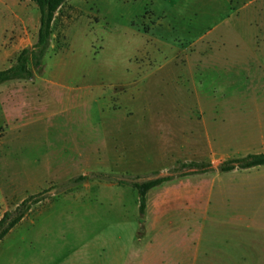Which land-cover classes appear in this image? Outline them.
Listing matches in <instances>:
<instances>
[{
	"label": "rangeland",
	"instance_id": "1",
	"mask_svg": "<svg viewBox=\"0 0 264 264\" xmlns=\"http://www.w3.org/2000/svg\"><path fill=\"white\" fill-rule=\"evenodd\" d=\"M3 3L0 71L39 25L34 3ZM29 68L0 86V218L40 201L0 264H264V166L217 171L264 153V0H68ZM99 174L177 178L140 214Z\"/></svg>",
	"mask_w": 264,
	"mask_h": 264
},
{
	"label": "trees",
	"instance_id": "2",
	"mask_svg": "<svg viewBox=\"0 0 264 264\" xmlns=\"http://www.w3.org/2000/svg\"><path fill=\"white\" fill-rule=\"evenodd\" d=\"M34 3L39 12V26L37 32V41L32 47H26L21 50L17 56L14 64L9 68L0 71V86L6 82L14 80H31L33 73L29 68L31 64L34 68H38L49 48L52 36V23L55 19L58 10L68 0H29ZM264 166V153L262 154H249L243 157L230 159L224 161L217 169L221 173H228L234 170H247L255 167ZM184 168H194L199 171L194 174H208L212 173L211 164L197 165L190 163L188 165H181L177 171ZM205 168V169H203ZM187 174L180 175V177ZM97 178H103L117 182L118 184L129 185L134 188L138 195V209L142 214L146 208V195L147 193L162 184L174 181L177 177L166 176L157 177L144 181L128 180L121 181L116 177L99 174ZM87 180V177L81 176L71 180L73 184H79ZM40 201L39 195H32L24 199L14 210L6 211L0 218V241L14 228L30 211V209Z\"/></svg>",
	"mask_w": 264,
	"mask_h": 264
},
{
	"label": "crops",
	"instance_id": "3",
	"mask_svg": "<svg viewBox=\"0 0 264 264\" xmlns=\"http://www.w3.org/2000/svg\"><path fill=\"white\" fill-rule=\"evenodd\" d=\"M0 10L1 11H3L4 10V3H3V0H0ZM39 23V22H38ZM39 26V25H38ZM207 189H209V188H207ZM206 189V190H207ZM206 190H204V191H206ZM204 191H202L201 193L200 192H198V191H196L195 192V194H194V199H193V201H185V199L184 198H182L180 201H179V203L180 204H183L184 202L185 203H187V205H190V206H192V205H195V204H197L200 200H201V196L203 195V193H204ZM178 203V204H179Z\"/></svg>",
	"mask_w": 264,
	"mask_h": 264
}]
</instances>
